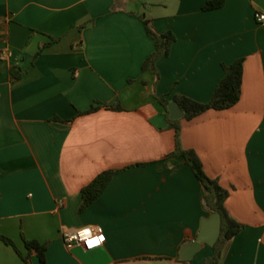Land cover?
<instances>
[{
	"label": "crops",
	"instance_id": "1",
	"mask_svg": "<svg viewBox=\"0 0 264 264\" xmlns=\"http://www.w3.org/2000/svg\"><path fill=\"white\" fill-rule=\"evenodd\" d=\"M0 0V234L32 264H202L180 256L211 214L177 147L194 150L229 192L243 230L220 264H264V0ZM158 35L176 40L144 70ZM38 55L41 46L47 45ZM11 51V55H6ZM6 55V56H5ZM244 58L237 104L170 125L158 97L208 102L224 65ZM15 66L21 78L12 79ZM93 105L99 109L87 112ZM116 105L121 109H109ZM117 173L81 211V189ZM101 227L103 245L68 247L65 234ZM0 264H26L0 240Z\"/></svg>",
	"mask_w": 264,
	"mask_h": 264
},
{
	"label": "trees",
	"instance_id": "2",
	"mask_svg": "<svg viewBox=\"0 0 264 264\" xmlns=\"http://www.w3.org/2000/svg\"><path fill=\"white\" fill-rule=\"evenodd\" d=\"M223 4V0H213L209 1L203 9L215 10L221 8ZM142 19L144 20V18ZM144 21L148 33L155 40V51L145 61L143 66V69L147 70L154 69L157 60L161 56L169 53L171 45L176 40V37L171 32L158 35L148 27V21ZM48 45L49 44L41 46L36 56H38ZM224 71L225 75L218 84L210 101L204 103L186 96L173 97V100L183 110L185 119H193L211 109L224 110L237 104L242 94L244 58L237 59L231 65H224ZM10 73L12 79H19L22 76L21 71L15 66L11 67ZM158 100L166 110V117L170 122V125L176 124L179 120H173L169 116L168 104L170 103V100L167 99L165 95L158 97ZM105 106L114 110L121 109V107L116 105ZM99 108L100 106L93 105L87 112H92ZM175 127L177 129V147L176 150L169 156H180L185 159L186 163L190 165L195 176L203 185L202 200L204 207L207 208L210 213L219 212L222 217L221 235L216 244L212 247L213 255L207 257L202 264H220L227 243L243 230L244 225L230 217L225 207V202L228 198L229 192L220 185L217 179H213L205 173L203 164L194 150L184 149L182 147L180 140V128L178 126ZM116 173L117 170L114 169L103 171L81 189V211L87 209L105 191ZM0 240H2L5 244L14 247L26 264H32V258L35 256L39 257L42 261L45 260L47 251L46 244H41L36 240H25L27 253L22 254L11 238L0 234Z\"/></svg>",
	"mask_w": 264,
	"mask_h": 264
},
{
	"label": "water",
	"instance_id": "3",
	"mask_svg": "<svg viewBox=\"0 0 264 264\" xmlns=\"http://www.w3.org/2000/svg\"><path fill=\"white\" fill-rule=\"evenodd\" d=\"M169 116L173 120L184 117L181 107L171 101L168 104ZM222 230V217L219 212H213L209 217H205L201 222L199 234L196 239L182 246L180 256L183 260H191L195 254L201 251L203 244L213 247L220 238Z\"/></svg>",
	"mask_w": 264,
	"mask_h": 264
},
{
	"label": "built area",
	"instance_id": "4",
	"mask_svg": "<svg viewBox=\"0 0 264 264\" xmlns=\"http://www.w3.org/2000/svg\"><path fill=\"white\" fill-rule=\"evenodd\" d=\"M256 20L264 24V12L256 13ZM6 55H11V51H7ZM5 55V56H6ZM103 237V230L101 227L83 226L75 231L65 234V243L68 247L75 244L81 245L86 250H93L103 245V239L96 242L99 237Z\"/></svg>",
	"mask_w": 264,
	"mask_h": 264
},
{
	"label": "snow or ice",
	"instance_id": "5",
	"mask_svg": "<svg viewBox=\"0 0 264 264\" xmlns=\"http://www.w3.org/2000/svg\"><path fill=\"white\" fill-rule=\"evenodd\" d=\"M102 239H103V237L101 236L98 238V240L96 242H99V240H102Z\"/></svg>",
	"mask_w": 264,
	"mask_h": 264
}]
</instances>
